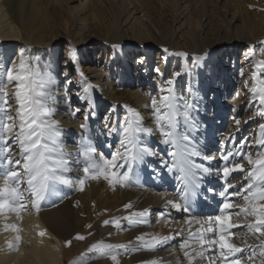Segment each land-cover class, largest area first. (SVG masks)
<instances>
[{
    "label": "bare ground",
    "instance_id": "bare-ground-1",
    "mask_svg": "<svg viewBox=\"0 0 264 264\" xmlns=\"http://www.w3.org/2000/svg\"><path fill=\"white\" fill-rule=\"evenodd\" d=\"M246 2L0 0V54L10 55L13 51L19 53L23 50L26 56L31 57L28 49L31 46L42 55L54 51L52 59L59 66L58 59L54 57L59 47L64 46L63 74L51 69L58 77V111L54 118L64 130L65 151L72 161L80 156L79 140L85 132L82 124L88 125L87 136L96 153L101 151L104 155L113 152L112 145L118 132L110 130L124 122L127 108L135 109L144 125L155 129L152 99H159L161 86L167 87L166 81L172 79L175 72H181L173 85L175 93L193 105L192 115L199 123L198 130L192 131L194 142L205 153L214 155L216 159L212 163L217 165L222 163V146L235 144L239 147L241 140H247L249 147L244 151H256L252 141L259 136L258 124L264 123L258 115L259 100L250 91L254 83L264 80V66L256 68L258 62L264 61V0H258L256 15L244 8ZM113 44L121 47L113 48ZM250 46H254L252 51ZM73 48L77 50L76 61L70 59ZM164 48L169 52H188L190 57L205 50H213V54L207 64L196 67L191 60L165 53ZM238 50L243 52V58L236 63L231 61V57L233 54L234 57L239 56ZM94 51L100 54L98 60L90 57ZM226 52L230 60L223 58ZM105 53L107 59L101 66ZM151 53H157L164 64V73L160 72L163 75L154 70L152 79L148 58ZM0 59L4 56L0 55ZM141 59L143 63H140ZM254 71L258 72L256 81L253 79ZM241 73L246 75V79ZM66 79L71 80V85L65 83ZM238 80L244 81L241 87L245 86V89H239L236 99L229 100L223 95L224 86ZM145 84L149 86V94L145 93L147 90L143 91ZM87 85L92 88L86 94L84 88ZM6 91L11 96L12 87ZM78 94L94 101L95 114L88 120L83 115L88 106L78 98ZM65 98L70 100V104L65 102ZM101 102L109 115L99 123L98 105ZM247 102L250 107H243ZM9 103L15 107L13 100ZM77 108L81 112L73 115ZM116 118L120 121L116 122ZM236 119L241 121L239 131ZM214 120L222 122L215 126ZM230 135L231 141L228 139ZM145 139L159 156L146 158L148 163L136 168L138 181L131 186H113L103 177L89 179L82 191L78 186L72 189L62 186V196L42 201L39 210L32 208L29 198V204L19 213H0V264H84L85 261L86 264H115L110 257L87 252L92 243L99 241L128 245L127 250L116 251L119 264H145L152 259H157L159 264H187L179 243L188 237L185 220L191 217L167 204L168 200H178L177 192L181 185L177 175L168 173L160 163L161 158L170 159V146L160 143L158 131ZM217 139L221 141L219 146ZM118 143L116 147L120 146ZM193 159L197 163L202 162L199 157ZM67 175L76 178L83 176V172L74 170ZM233 176L236 177L233 183L243 179L237 173ZM222 184L223 181L217 177H206L201 198L191 215L204 218L217 214L222 202L218 195ZM209 187L215 188L217 194L208 192ZM233 200L243 205L237 198ZM129 203L133 208L125 209L124 205ZM143 209L150 210V224L128 226L127 221L122 220L121 228L117 229L112 223H103ZM160 213L164 214L163 217ZM233 220L238 222L235 216ZM5 224L15 227L5 229ZM196 227L198 225H192L193 230ZM182 229L181 235H175ZM236 230L233 241L243 235ZM142 233L150 234L145 239H151V234L173 235L175 239L150 251L136 240ZM77 234L86 239L75 240ZM16 236H20L18 244ZM68 240L72 241L70 246L65 244ZM10 243L13 248H9ZM197 264H207V261L198 260Z\"/></svg>",
    "mask_w": 264,
    "mask_h": 264
},
{
    "label": "snow or ice",
    "instance_id": "snow-or-ice-1",
    "mask_svg": "<svg viewBox=\"0 0 264 264\" xmlns=\"http://www.w3.org/2000/svg\"><path fill=\"white\" fill-rule=\"evenodd\" d=\"M112 47L120 48L121 45L113 44ZM253 48L254 46H250L249 50L252 51ZM163 51L191 60L196 67L207 64L213 54V50H205L190 57L188 52H169L168 48ZM76 53V49L70 50L72 61L77 60ZM0 55L4 56V59H0V213H19L29 204V198L32 208L39 210L42 201L62 196V186L69 189L78 186L82 191L89 179L103 177L113 186H131L138 181L136 168L146 165V158L159 156L145 139L158 131L160 143L170 146L171 149L168 152L170 159L161 158L160 163L168 173L177 175L181 185L177 192L178 200H168L167 204L177 212L188 213L191 217L185 220L188 225V237L179 243L187 264H197L198 260H206L207 264H242V261L244 264H254L257 255L264 258V123L258 124L259 136L252 141L256 151H244L249 147L247 140H241L239 147L235 144L232 147L222 146V163L213 165L216 157L205 153L202 147L194 142L192 131L198 130L199 123L192 115L193 105L175 93L173 85L182 75L181 72H175L172 79L166 81L167 87L161 86L159 89V99H152L155 129L146 127L135 109L127 108L128 115L124 117V122L110 130L121 133L122 139L120 146L109 159L96 153L90 137L87 136L88 125L82 124L81 128L85 132L79 140L80 156L72 161L65 151L64 130L54 118L58 111V77L51 71V63H45L41 70V57L26 56L23 50L10 55ZM143 62L141 59L140 63ZM262 66L264 61L256 64L257 69ZM155 71L163 75L158 68ZM257 77L258 72L254 71V81ZM65 83L71 85V80L66 79ZM10 86L11 96L6 91ZM91 88V85H87L84 93L87 94ZM250 91L253 97L259 100L261 107L258 115L264 119V80H259L258 84L254 83ZM78 98L88 106L87 110L83 111L85 120L90 119L95 114L94 101L79 94ZM9 100L15 102V107ZM65 102L70 104L68 98H65ZM78 112H81L80 108L75 109L72 114L76 115ZM240 123L239 119L235 120L237 131ZM228 139L231 141L233 138ZM193 157L201 158L202 162L197 163ZM74 170H82L83 176L72 178L67 175ZM234 173L242 175L243 179L233 183L236 179ZM206 177H217L223 181L218 193L222 202L217 214L199 218L191 213L201 198ZM207 191L217 194L212 187ZM233 198L242 201L243 205ZM124 208L132 209L133 205L129 203L124 205ZM163 215L160 213V217ZM233 216L237 220L243 218L245 223H237ZM149 217L150 210L143 209L131 211L128 215L112 221L105 220L103 223H112L120 229L122 220L127 221L128 226H134L150 224ZM192 225L198 227L193 230ZM14 227L5 224V229ZM88 227L91 228V225ZM236 229H246L258 243L245 242L244 246H239L233 242V230ZM183 231L182 229L175 235H181ZM147 235L150 234L142 233L136 240L150 251H155L158 246L167 245L175 239L173 235L158 234H151V239H145ZM74 239L84 240L86 237L77 234ZM16 241L18 244L20 236H16ZM71 243V240L65 242L66 246ZM13 247L10 243L9 248ZM118 249L127 250L128 245L99 241L92 243L87 252L103 258L110 257L115 264H119L116 256ZM145 264L159 262L152 259ZM261 264H264V259Z\"/></svg>",
    "mask_w": 264,
    "mask_h": 264
},
{
    "label": "rangeland",
    "instance_id": "rangeland-1",
    "mask_svg": "<svg viewBox=\"0 0 264 264\" xmlns=\"http://www.w3.org/2000/svg\"><path fill=\"white\" fill-rule=\"evenodd\" d=\"M258 3V0H247V2L245 3V5H244V8L245 9H247L248 11H250L251 13H253L254 15H256L257 13H258V9H257V6H256V4ZM212 9V8H211ZM213 12H214V14H215V16H217L218 17V15H217V11L216 10H214L213 9ZM17 20H19V21H21V19H17ZM155 50H156V52H157V48H155V47H153ZM28 49H29V52H30V55L31 56H40L41 57V70H43V65L45 64V63H51V69L53 68V70H55L57 73H59V74H63V70H64V67L62 66V63H63V59H64V46H61V47H59V49H58V51L56 52V54H55V59H58V62H59V66L58 65H55L54 64V62H53V59H52V56L54 55V51H48L45 55H42V54H40V53H38V52H36L31 46H29L28 47ZM153 50V49H152ZM12 51V50H11ZM34 51V52H33ZM239 51V50H238ZM238 51H237V53H238ZM14 52V51H13ZM13 52H11V53H13ZM232 53V52H231ZM239 53H240V51H239ZM100 54H99V52L98 51H94L91 55H90V57L91 58H93V59H95V60H98L99 58H98V56H99ZM134 56V55H133ZM133 56L131 57V59L133 58ZM148 58H149V63H151V69H152V72H151V79H152V76H153V78H154V70H155V68L156 67H158V69L160 70V72H162V73H164V64L162 63V62H160V60H159V58H158V55H157V53H151V54H149V56H148ZM223 58H226V59H231V61L232 60H234V62H240L241 60H242V58H243V52L242 53H240V55L238 56V55H236L235 57H234V54L232 55V57L230 58L229 57V55H227V52L223 55ZM103 61H102V64H101V66H104V64H105V61H106V59H107V57H106V53L105 54H103V58H101ZM119 67V66H118ZM169 73H170V70L169 71H167V74L169 75ZM112 77L113 76H111V79H112ZM243 79H246V75H243ZM242 82H244V81H242V80H238V81H235V82H233L232 81V83L231 84H229V85H227V86H224V90H223V95L224 96H227L228 97V99L229 100H232L233 98L234 99H236V94H238V92H239V89H241V88H243V90L245 89L244 87L245 86H243V87H241V85H242ZM121 86V85H120ZM148 84H145V87L143 88V91H146L145 93H150V91L148 90ZM208 100H209V103H210V100H211V96H209L208 97ZM103 105L104 104H102V102L101 103H99V105H98V108L100 109V112H98V121H99V123H102L103 121H104V118H106L107 119V116L109 115V113H108V109H104L103 108ZM243 107H250V104H249V102H247L246 104H244L243 105ZM230 113V112H229ZM112 118L110 117V119L109 120H111ZM224 120V119H223ZM120 121V118L118 119V118H116V122H119ZM222 121H220L219 122V120H217L216 122H215V120H214V122H213V124L215 123V126H218L220 123H221ZM90 127H93V125H91ZM230 137H231V135H230ZM122 139V134L121 133H118V136H117V139H116V142L112 145V147H113V152L112 153H114V152H116V150H114V149H116V148H118V147H116V145H117V142H119L120 143V140ZM221 141L219 140V139H217L216 140V143H217V145L219 146V145H221V143H220ZM118 143V144H119ZM118 146V145H117ZM116 147V148H115ZM112 153H110L109 155H104V153H102L101 151L100 152H98V154H102L105 158H109L110 159V157H111V154ZM240 222V223H239ZM237 223H239V224H244L245 223V221L243 220V218H240L239 220H238V222ZM234 231V230H233ZM236 232H242V234L243 235H241L239 238H236V239H234V241L233 242H235V243H237V244H239V246L241 245V246H244V245H242V244H244L245 242L246 243H250V244H254V243H258L257 241H255L252 237H251V235L250 234H248L247 233V231H246V229H238V230H236ZM238 233L236 234V235H238ZM236 240V241H235ZM239 242H238V241ZM244 242V243H243ZM262 259H264V258H261V257H259L258 255L255 257V261H254V264H261V260ZM65 264H67V263H65ZM69 264V263H68ZM242 264H244V262L242 261Z\"/></svg>",
    "mask_w": 264,
    "mask_h": 264
}]
</instances>
